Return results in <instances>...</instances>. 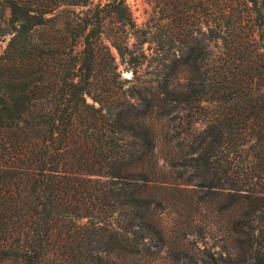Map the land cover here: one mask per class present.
<instances>
[{
  "label": "trees",
  "instance_id": "obj_1",
  "mask_svg": "<svg viewBox=\"0 0 264 264\" xmlns=\"http://www.w3.org/2000/svg\"><path fill=\"white\" fill-rule=\"evenodd\" d=\"M150 1L155 49L129 44L144 32L125 0H0V264H264V0ZM185 73L182 100L207 105L197 147L172 126ZM135 99L169 123V175L148 172L150 128L121 121ZM173 192L196 200L169 207ZM216 197L248 203L217 251Z\"/></svg>",
  "mask_w": 264,
  "mask_h": 264
},
{
  "label": "rangeland",
  "instance_id": "obj_2",
  "mask_svg": "<svg viewBox=\"0 0 264 264\" xmlns=\"http://www.w3.org/2000/svg\"><path fill=\"white\" fill-rule=\"evenodd\" d=\"M126 4L129 8V11L131 13V16L133 18V21L136 25V27L141 31L144 32V35H137L136 37H130L129 38V44H138L142 43V41H146V43L143 45L144 49H147L148 47L155 49L157 48L154 39L152 37L153 33L155 32V29L152 28L153 25V4L150 0H125ZM99 2H105V0H93V3H99ZM165 21H161L160 23H164ZM112 28V26H111ZM8 35H2L0 34V55L3 53L6 44L9 40ZM255 41L257 43H262L264 45V39L262 41L259 40L258 36H255ZM176 48H182L185 43H174ZM261 53L264 54V50H260ZM113 55L115 56L116 62L119 65V71L122 73V76L126 79L133 80L134 81V75L132 71L126 70L124 66L120 65V60L117 56V54L113 51ZM185 69V68H181ZM147 70H150V68H141L139 69L138 74H145ZM135 83V81H134ZM262 84L264 85V80H262ZM175 92L177 93V96L179 99L177 103V109L173 112V116L176 117L174 122L172 123V126H176V130L181 133V138L190 139L192 142H195V147L200 145L198 142H200L201 138L204 136L203 130L206 127V118L203 116L207 113L205 110L206 104H193L191 107H188L184 100L182 98L186 95H189L192 90V83L189 79V76L185 74H181L177 76L174 85H173ZM143 96H146L147 98H150V96L143 93ZM90 102V101H89ZM133 104L138 106L139 100L135 99L132 101ZM155 104V102H153ZM136 110H131L129 113H126L121 119L122 122H134L148 126L151 130L152 137L157 142V147L154 150V155L156 156V159L158 160V165H155V162L152 160H149L148 162V172L155 173L158 177H161L162 175H169V168L166 166H163L162 159L165 158L169 152L168 148L164 145V139H165V133L170 132L169 123L166 120H163L158 117L157 111L153 109V112L151 114L149 113V110L146 112L147 116L142 118L141 115H139L140 109H144V107H135ZM155 111V112H154ZM158 117V118H157ZM189 123V124H187ZM186 130V134L182 133ZM172 133V132H171ZM189 134V136H188ZM207 147V143H203L201 146V149L198 150L199 152L195 153L194 156H198V153H201L204 151V149ZM175 152V150H174ZM214 170L210 169L207 172H201L198 173V178H195V183H202V181L212 179L214 176ZM172 198L169 200V207L171 205H178L179 203L183 201H187L188 197H194L195 194L190 195H184V194H178L176 192L171 193ZM211 204H209V207H207L206 212L204 213L205 218L209 222V227L212 235V239L206 238L204 241L208 247L214 246V250L217 251L219 246L222 245H229L230 241L232 239L226 238L222 233L218 232L221 228H225V225L223 221L228 218L236 219L240 213L247 210L248 203L244 201V203H237L233 204L231 209L224 214L223 211L220 212L222 206L224 204H227L228 201L226 199L222 198H214L212 200ZM193 205V204H192ZM168 207V206H167ZM192 207V211H193ZM171 208H169L167 211H165L163 214H161L160 219L162 223H165L167 227L171 225ZM224 226V227H223ZM169 237H170V243L177 242L179 240V237L175 234H172V229H170ZM201 246V244H198ZM163 255V254H162ZM155 264H163L160 260L157 261Z\"/></svg>",
  "mask_w": 264,
  "mask_h": 264
}]
</instances>
